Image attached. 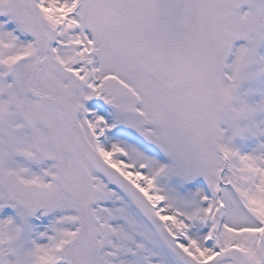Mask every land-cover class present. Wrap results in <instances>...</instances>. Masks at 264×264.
<instances>
[{
    "label": "snow or ice",
    "instance_id": "6c2138e0",
    "mask_svg": "<svg viewBox=\"0 0 264 264\" xmlns=\"http://www.w3.org/2000/svg\"><path fill=\"white\" fill-rule=\"evenodd\" d=\"M0 264H264V0H0Z\"/></svg>",
    "mask_w": 264,
    "mask_h": 264
}]
</instances>
